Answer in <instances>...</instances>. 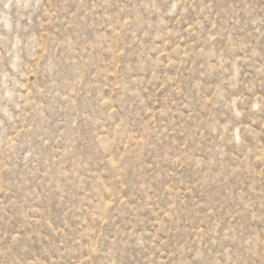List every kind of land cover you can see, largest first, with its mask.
Masks as SVG:
<instances>
[{
  "label": "rangeland",
  "instance_id": "374dc122",
  "mask_svg": "<svg viewBox=\"0 0 264 264\" xmlns=\"http://www.w3.org/2000/svg\"><path fill=\"white\" fill-rule=\"evenodd\" d=\"M0 264H264V0H0Z\"/></svg>",
  "mask_w": 264,
  "mask_h": 264
}]
</instances>
